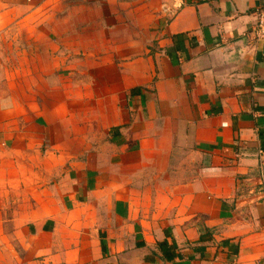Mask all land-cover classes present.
<instances>
[{
  "label": "crops",
  "instance_id": "crops-1",
  "mask_svg": "<svg viewBox=\"0 0 264 264\" xmlns=\"http://www.w3.org/2000/svg\"><path fill=\"white\" fill-rule=\"evenodd\" d=\"M263 8L0 0V264H264Z\"/></svg>",
  "mask_w": 264,
  "mask_h": 264
},
{
  "label": "rangeland",
  "instance_id": "rangeland-1",
  "mask_svg": "<svg viewBox=\"0 0 264 264\" xmlns=\"http://www.w3.org/2000/svg\"><path fill=\"white\" fill-rule=\"evenodd\" d=\"M107 1V0H96V2ZM118 3L127 4L129 7H135L141 4H151L152 0H116ZM119 5V4H117ZM29 43L22 32H15L10 36L6 35L3 39H0V80L1 84L4 86L8 82V77L16 78V81L24 83L25 81L29 83V80H26L28 72L25 73L28 69H33V65L25 66L24 60L28 57ZM49 51H51V44L48 43ZM32 55V54H31ZM51 62V61H50ZM51 66H49L50 69ZM31 78H34L32 75ZM51 79V78H50ZM33 82V80H32ZM31 82V83H32ZM4 243L0 242V248H6Z\"/></svg>",
  "mask_w": 264,
  "mask_h": 264
},
{
  "label": "built area",
  "instance_id": "built-area-1",
  "mask_svg": "<svg viewBox=\"0 0 264 264\" xmlns=\"http://www.w3.org/2000/svg\"><path fill=\"white\" fill-rule=\"evenodd\" d=\"M253 34L258 42H264V8L257 13V24Z\"/></svg>",
  "mask_w": 264,
  "mask_h": 264
}]
</instances>
